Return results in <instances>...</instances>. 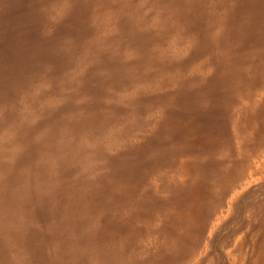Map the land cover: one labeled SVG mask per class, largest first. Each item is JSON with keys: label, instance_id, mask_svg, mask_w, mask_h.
<instances>
[{"label": "rangeland", "instance_id": "rangeland-1", "mask_svg": "<svg viewBox=\"0 0 264 264\" xmlns=\"http://www.w3.org/2000/svg\"><path fill=\"white\" fill-rule=\"evenodd\" d=\"M47 1L0 0V264H264V0Z\"/></svg>", "mask_w": 264, "mask_h": 264}, {"label": "bare ground", "instance_id": "bare-ground-1", "mask_svg": "<svg viewBox=\"0 0 264 264\" xmlns=\"http://www.w3.org/2000/svg\"><path fill=\"white\" fill-rule=\"evenodd\" d=\"M48 1H49V0H48ZM48 1H47V2H48ZM79 1H80V0H79ZM49 2H50V1H49ZM64 2L67 3V1H64ZM21 3H22V2H21ZM33 4H34V2H33ZM62 4H63V3H62ZM77 5H78V4H77ZM259 5H260V4H259ZM33 6H34V5H33ZM59 6H61V4H60ZM145 6H146V5H145ZM1 7H2V5H1ZM63 7H64V5H63ZM7 8H8V6H7ZM52 9H53V8H52ZM62 9H63V8H62ZM75 9H76V8H75ZM80 11H81V10H80ZM83 11H84V10H83ZM184 11H185V10H184ZM54 12H56V11H54ZM54 12H53V14H54ZM84 12H85V11H84ZM182 12H183V11H182ZM33 13H34V12H33ZM49 13H50V12H49ZM76 13H77V12H76ZM81 13H82V12H81ZM87 13H88V12H87ZM55 14H56V13H55ZM55 14H54V15H55ZM73 14H75V13H73ZM85 14H86V13H85ZM199 14H200V13H199ZM49 15H51V14H49ZM49 15H48V17H49V19H50V16H49ZM87 15H88V14H87ZM196 15H197V14H196ZM206 15H207V14H206ZM35 16H36V15H35ZM57 16H58V15H57ZM48 17H46V18H48ZM53 17H54V16L52 15V18H53ZM71 17H72V16H71ZM71 17H70V18H71ZM86 17H87V16H86ZM22 18H23V17H22ZM31 18H32V17H31ZM70 18H69V19H70ZM84 18H85V17H84ZM87 18H88V17H87ZM23 19H24V18H23ZM88 19H89V18H88ZM88 19H87V21H88ZM104 19H105V18H104ZM104 19H103V20H104ZM196 19H197V18H196ZM31 20H32V19H31ZM51 20H53V19H51ZM54 20H56V19H54ZM33 21H34V20H33ZM70 21H71V20H70ZM107 21H108V20H107ZM110 21H112V20H110ZM110 21H108V23H109ZM49 22H50V21H49ZM65 22H66V21H65ZM71 22H72V21H71ZM71 22H70V23H71ZM74 22H75V20H74ZM96 22H97V21H96ZM100 22H102V21H100ZM192 22H193V21H192ZM3 23H4V22H3ZM51 23H52V21H51ZM75 23H76V22H75ZM78 23H79V22H78ZM94 23H95V22H94ZM104 23H105V22H104ZM104 23H103V24H104ZM108 23H106V24H108ZM17 24H18V23H17ZM49 24H50V23H49ZM64 24H65V23H64ZM100 24H101V23H100ZM110 24H112V23H110ZM1 25H2V24H1ZM3 25H4V24H3ZM15 25H16V24H15ZM15 25H14V26H15ZM67 25H68V23H67ZM72 25H74V24H72ZM45 26H46V25H45ZM52 26H53V25H52ZM62 26H63V25H62ZM74 26H75V25H74ZM79 26H80V24H79ZM85 26H86V25H85ZM95 26H96V25H95ZM95 26H94V27H95ZM98 26H100V25L98 24ZM81 27H82V26H81ZM88 27H90V26H88ZM88 27H87V28H88ZM47 28H48V27H47ZM47 28H46V30H47ZM64 28H65V27H64ZM104 28H105V27H104ZM104 28H103V29H104ZM107 28H109V27H107ZM51 29H52V28H51ZM62 29H63V28H62ZM62 29H61V30H62ZM67 29H68V27H67ZM67 29H66V30H67ZM80 29H82V28H80ZM84 29H85V28H84ZM97 29H99V28H97ZM111 29H112V28H111ZM150 29H151V28H150ZM14 30H15V29H14ZM52 30H53V29H52ZM63 30H64V29H63ZM74 30H75V29H74ZM89 30H90V29H89ZM99 30H101V29H99ZM151 30H152V29H151ZM29 31H30V30H29ZM40 31H41V30H40ZM43 31H44V30H43ZM64 31H65V30H64ZM69 31H70V30H69ZM72 31H73V30H72ZM80 31H81V30H80ZM91 31H93V30H91ZM106 31H107V30H106ZM31 32H32V31H31ZM52 32H53V31H52ZM81 32H82V31H81ZM81 32H80V33H81ZM84 32H85V31H84ZM88 32H89V31H88ZM96 32H97V31H96ZM103 32H105V31H103ZM108 32H109V31H107V33H108ZM112 32H113V31H112ZM9 33H10V32H9ZM47 33H48V32H47ZM50 33H51V32H50ZM76 33H77V32H76ZM76 33H75V35H76ZM78 33H79V32H78ZM86 33H87V32H86ZM97 33H98V32H97ZM63 34H64V33H63ZM95 34H96V33H95ZM104 34H105V33H104ZM110 34H111V33H110ZM56 35H57V34H56ZM75 35H74V36H75ZM102 35H103V34H102ZM175 35H176V34H175ZM68 36H69V35H68ZM26 37H27V35H26ZM53 37H54V36H53ZM60 37H61V36H60ZM69 37H71V36H69ZM69 37H68V38H69ZM76 37H78V36H76ZM79 37H80V36H79ZM83 37H85V36H83ZM88 37H89V35H88ZM99 37H100V36H99ZM105 37H107V36H105ZM155 37H156V36H155ZM85 38H86V37H85ZM24 39H25V38H24ZM29 39H30V38H29ZM53 39H54V38H53ZM61 39H62V38H61ZM70 39H71V38H70ZM75 39H76V38H75ZM79 39H80V38H79ZM82 39H83V38H82ZM100 39H101V38H100ZM51 40H52V39H51ZM73 40H74V39H73ZM83 40H84V39H83ZM85 40H86V39H85ZM85 40H84V41H85ZM103 40H104V39H103ZM173 40H174V39H173ZM65 41H67V40H65ZM76 41H77V40H76ZM100 41H101V40H100ZM100 41H98V42L100 43ZM170 41H171V40H170ZM202 41H203V40H202ZM12 42H13V40H12ZM27 42H28V40L26 41V43H27ZM58 42H59V41H58ZM60 42H61V40H60ZM63 42H64V41H63ZM70 42H71V41H70ZM56 43H57V41H56ZM64 43H65V42H64ZM84 43L87 44V42H84ZM123 43H124V42H123ZM152 43H154V42H152ZM19 44H20V43H19ZM52 44H53V43H52ZM58 44H59V43H58ZM68 44H69V43H68ZM80 44H81V43H80ZM97 44H98V43H97ZM121 44H122V43H121ZM202 44H203V43H202ZM257 44H258V43H257ZM26 45H27V44H26ZM46 45H47V44H46ZM56 45H57V44H55V46H56ZM150 45H151V44H150ZM150 45L148 44V46H150ZM169 45H170V44H169ZM245 45H246V44H245ZM245 45H244V46H245ZM8 46H9V45H8ZM8 46H7V47H8ZM27 46H28V45H27ZM48 46H49V45H48ZM59 46H60V44H59ZM62 46L64 47V45H62ZM85 46H86V45H85ZM92 46H93V45H92ZM94 46H95V44H94ZM98 46H99V45H98ZM107 46H109V45H107ZM118 46H119V45H118ZM121 46H122V45H121ZM146 46H147V45H146ZM22 47H24V46H22ZM22 47H21V48H22ZM52 47H53V46H52ZM67 47H68V49H69V45H67ZM71 47H72V46H71ZM76 47H77V46H76ZM87 47H89V46H87ZM103 47H104V45H103ZM122 47H123V46H122ZM143 47H145V46H143ZM228 47H229V46H228ZM245 47H246V46H245ZM21 48H20V49H21ZM38 48H39V47H38ZM55 48L59 49V48H58V45H57V47H55ZM91 48H92V47H91ZM94 48H95V47H94ZM97 48H98V47H97ZM106 48H107V47H106ZM116 48H117V47H116ZM119 48H120V47H119ZM129 48H130V47H129ZM131 48H132V47H131ZM157 48H158V47H157ZM169 48H170V47H169ZM191 48H192V47H191ZM40 49H41V47H40ZM50 49H51V48H50ZM61 49H62V48H61ZM61 49H60V50H61ZM79 49H80V48H79ZM85 49H86V48H85ZM85 49H84V51H85ZM92 49H93V48H92ZM107 49H109V48H107ZM110 49H111V48H110ZM114 49H115V48H114ZM122 49H123V48H122ZM147 49H148V48H147ZM152 49H153V48H152ZM194 49H195V48H194ZM22 50H23V48H22ZM25 50H26V47H25ZM73 50H74V49H73ZM97 50H98V49H97ZM143 50H144V48H143ZM153 50H154V49H153ZM38 51H39V50H38ZM55 51H56V50H55ZM80 51H82V50H80ZM105 51H106V50H105ZM137 51H138V50H137ZM144 51H145V50H144ZM147 51H148V50H147ZM155 51H157V50H155ZM195 51H196V50H195ZM39 52H41V51H39ZM78 52H79V51H78ZM87 52H88V51H87ZM92 52H93V51H92ZM94 52H96V51H94ZM115 52L117 53L116 50H115ZM134 52H135V51H134ZM21 53H22V52H21ZM66 53H67V52H66ZM66 53H65V54H66ZM73 53H74V51H73ZM73 53H72V55H73ZM81 53H82V52H81ZM147 53H148V52H147ZM149 53H150V52H149ZM25 54H26V53H25ZM39 54H40V53H39ZM56 54H57V53H56ZM69 54H71V53H68V55H69ZM84 54H85V53H84ZM90 54H91V53H90ZM103 54H104V53H103ZM122 54H123V53H122ZM129 54H130V53H129ZM134 54H136V52H135ZM139 54H140V53H139ZM142 54H143V52H142ZM144 54H145V53H144ZM52 55H53V54H52ZM80 55H81V54H80ZM96 55H97V53H96ZM124 55H125V54H124ZM126 55H127V53H126ZM147 55H148V54H147ZM157 55H158V54H157ZM232 55H233V54H232ZM40 56H41V54H40ZM77 56H78V55H77ZM77 56H76V58H77ZM129 56H130V55H129ZM152 56H153V55H152ZM153 57H154V56H153ZM155 57H157V56H155ZM155 57H154V58H155ZM159 57H160V56H159ZM42 58H43V57H42ZM72 58H73V57H72ZM102 58H103V57H102ZM147 58H148V57H147ZM233 58H234V57H233ZM257 58H258V57H257ZM70 59H71V58H70ZM129 59H130V58H129ZM145 59H146V56H145ZM151 59H152V58H151ZM42 60H43V59H42ZM130 60H133V59H130ZM27 61H30V60H27ZM67 61H69V60H67ZM75 61H78V60H75ZM75 61H74V62H75ZM139 61H140V60H139ZM157 61H158V60L156 59V63H157ZM11 62H12V61H11ZM21 62H22V61H21ZM99 62H101V61H99ZM151 62H152V60H151ZM153 62H154V61H153ZM161 62H162V61H161ZM156 63H155V64H156ZM163 63H164V62H163ZM172 63H173V62H172ZM0 64H1V63H0ZM148 64H150V63H148ZM158 64H160V63H158ZM16 66H17V65H16ZM146 66H147V65H146ZM149 66H151V65H149ZM162 66H163V65H162ZM65 67H66V66H65ZM83 67H84V66H83ZM168 67H169V65H168ZM171 67H172V64H171ZM171 67H170V69H171ZM173 67H174V63H173ZM81 68H82V67H81ZM161 68H162V67H161ZM161 68H160V69H161ZM60 69H61V68H60ZM88 69H89V68H88ZM157 69H158V68L156 67V70H157ZM91 70H92V69H91ZM158 70H159V69H158ZM173 70H174V68H173ZM175 70H176V69H175ZM4 71H5V70H4ZM6 71H9V70H6ZM136 71H137V70H136ZM145 71H146V70H145ZM149 71H150V70H148V72H149ZM162 71H163V70H162ZM165 71H166V70H165ZM165 71H164V72H165ZM97 72H98V70H97ZM154 72H155V71H154ZM174 72H176V71H174ZM209 72H210V71H209ZM10 73H11V72H10ZM72 73H73V72H72ZM142 73H147V72H142ZM142 73H141V74H142ZM155 73H157V72H155ZM171 73H172V72H171ZM12 74H13V73H12ZM20 74H22V73H20ZM139 74H140V73H139ZM161 74H162V72H161ZM168 74H170V73H167L166 75H168ZM72 75H73V74H72ZM92 75H93V73H92ZM159 75H160V74H159ZM159 75H158V77H159ZM173 75H174V74H173ZM4 76H5V75H4ZM136 76H138V75H136ZM136 76H135V77H136ZM164 76H165V75H164ZM164 76H162L161 78H163ZM5 77H6V76H5ZM5 77H4V78H5ZM94 77H95V75H94ZM169 77H170V76H169ZM26 78H28V77H26ZM68 78H69V77H68ZM88 78H89V77H88ZM144 78H145V77H144ZM161 78H160V79H161ZM176 78H177V77H176ZM85 79H86V78H85ZM136 79H137V77H136ZM160 79H159V81H161ZM163 79H164V78H163ZM163 79H162V80H163ZM165 79H166V78H165ZM34 80H36V78H34ZM47 80H48V79H47ZM86 80H87V79H86ZM86 80H85V81H86ZM88 80H89V79H88ZM90 80H91V79H90ZM141 80L143 81V78H142ZM141 80H140V81H141ZM92 81H93V80H92ZM165 81H166V80H165ZM165 81H164V82H165ZM167 81H168V80H167ZM194 81H195V80H194ZM25 82H26V80H25ZM78 82H79V81H78ZM86 82H87V81H86ZM95 82H96V81H95ZM151 82H152V81H151ZM154 82H156V81H154ZM161 82H163V81H161ZM164 82H163V83H164ZM169 82H170V81H169ZM175 82H176V81H175ZM192 82H193V81H192ZM235 82H236V81H235ZM59 83H60V82H59ZM90 83H91V82H90ZM90 83H89V85H90ZM140 83H141V82H140ZM149 83H150V82H149ZM157 83H159V82H157ZM71 84H72V83H71ZM98 84H99V83L97 82V85L95 84V86H99V85H100V84H99V85H98ZM136 84H137V82H136ZM155 85H156V83H155ZM168 85H169V84H168ZM254 85H255V84H254ZM31 86H32V85H31ZM85 86H87V85H85ZM101 86H102V84H101ZM146 86H147V84H146ZM148 86H149V84H148ZM184 86H185V85H184ZM135 87H139V86H135ZM142 88H143V87H142ZM172 88H175V87H174V84L172 85ZM187 88H188V87H187ZM79 89H80V88H79ZM132 89H133V88H132ZM132 89H131V90H132ZM139 89H140V87H139ZM189 89H190V87H189ZM81 90H82V89H81ZM81 90H80V91H81ZM83 90H84V89H83ZM88 90H89V89H88ZM131 90H130V92H131ZM135 90H136V88H135L133 91L135 92ZM141 90H142V89H141ZM169 90H170V89H169ZM58 91H59V90H58ZM78 91H79V90H78ZM133 91H132V92H133ZM150 91H151V90H150ZM213 91H214V90H213ZM11 92H12V91H11ZM88 92H89V91H88ZM126 92H127V91H126ZM130 92H129V93H130ZM143 92H144V90H143ZM118 93H121V91L118 92ZM118 93H117V96H118ZM150 93H151V92H150ZM220 93H221V92H220ZM91 94H92V93H91ZM122 94H123V93H122ZM124 94H125V92H124ZM204 94H205V93H204ZM212 94H214V93H212ZM218 94H219V93H218ZM218 94H217V95H218ZM62 95H63V94H62ZM82 95H83V94H82ZM82 95H80V97H81ZM129 95H130V94H129ZM164 95H165V94H164ZM168 95H169V94H168ZM192 95H194V94H192ZM200 95H201V93H200ZM86 96H87V95H86ZM172 96H173V95H172ZM183 96H184V93H183ZM211 96H212V95H211ZM221 96H222V95H221ZM82 97H83V96H82ZM87 97H89V96H87ZM123 97H125V96H123ZM164 97H165V96H164ZM167 97H168V96H167ZM167 97H166V98H167ZM192 97H194V96H192ZM213 97H214V95H213ZM1 98H2V97H1ZM110 98H111V97H110ZM118 98H119V97H118ZM121 98H122V97L120 96L119 99L121 100ZM126 98H127V97H126ZM170 98H171V97H170V95H169V99H170ZM203 98H204V97H203ZM220 98H221V97H220ZM222 98H223V97H222ZM231 98H232V97H231ZM231 98H230V99H231ZM84 99H85V97H84ZM90 99H91V98H90ZM90 99H89V100H90ZM122 99H124V98H122ZM128 99H129V98H128ZM154 99L156 100V98H154ZM208 99H211V98L209 97ZM106 100H108V99H106ZM160 100H161V99H160ZM162 100H163V99H162ZM162 100H161V101H162ZM212 100H213V99H212ZM212 100H211V102H212ZM214 100H215V99H214ZM223 100H224V99H223ZM43 101H44V100H43ZM74 101H75V100H74ZM74 101H73V102H74ZM76 101H77V99H76ZM76 101H75V102H76ZM78 101H79V100H78ZM85 101H86V100H85ZM110 101H111V100H109L108 102H110ZM165 101H166V99H165ZM217 101H218V100H217ZM220 101H221V100H220ZM220 101H218V104H220V103H219ZM88 102H89V101H88ZM155 102H156V101H155ZM232 102H233V100H232ZM232 102H231V103H232ZM56 103H57V102H56ZM69 103H70V102H69ZM78 103H79V102H78ZM105 103H106V102H105ZM125 103H126V102H125ZM209 103H210V100H209ZM212 103H214V102H212ZM252 103H253V102H252ZM258 103H259V102H258ZM42 104H43V103H42ZM120 104H121V103H120ZM218 104H215V105H218ZM24 105H25V104H24ZM33 105H34V103H33ZM38 105H39V104H38ZM47 105H48V104H47ZM53 105H54V104H53ZM84 105H85V104H84ZM149 105H150V104H149ZM149 105H148V107H149ZM212 105H213V104H212ZM250 105H251V104H250ZM263 105H264V104H263ZM26 106H29V105H26ZM26 106H25V107H26ZM68 106H69V105H68ZM72 106H73V105H72ZM74 106H75V105H74ZM91 106H92V105H91ZM136 106H137V105H136ZM170 106H171V105H170ZM189 106H190V105H189ZM203 106H205V105H203ZM225 106H228V105H225ZM128 107H129V106H128ZM222 107H223V105H222ZM21 108H22V106H21ZM34 108H35V107H34ZM38 108H39V107H38ZM45 108H46V107H45ZM74 108H75V107H74ZM82 108H83V107H82ZM85 108H86V107H85ZM176 108H177V107H176ZM18 109H19V108H18ZM24 109H26V108L23 107V110H24ZM35 109H36V108H35ZM233 109H234V108H233ZM23 110H22V111H23ZM28 110H30V109H28ZM28 110H26V111L29 112ZM31 110H33V109H31ZM41 110H42V109H41ZM41 110H39V111H41ZM46 110H47V109H46ZM59 110H62V109H59ZM63 110H64V108H63ZM72 110H73V109H72ZM75 110H76V109H75ZM86 110H87V108H86ZM104 110H105V109H104ZM104 110L102 109V111H104ZM156 110H157V109H156ZM33 111H34V110H33ZM48 111H49V110H48ZM48 111H47V112H48ZM70 111H71V110H70ZM99 111H100V110H99ZM150 111H151V110H150ZM153 111H155V110H153ZM9 112H10V111H9ZM27 112H25V113H27ZM37 112H38V110H37ZM77 112H78V111H77ZM130 112H131V111H130ZM224 112H225V111H224ZM232 112H233V111H232ZM25 113H24V114H25ZM29 113H31V112H29ZM63 113H64V112H63ZM89 113H90V112H89ZM96 113H97V112H96ZM110 113H112V112L109 111V115H110ZM148 113H149V112H148ZM34 114H36V113H34ZM34 114H33V115H34ZM54 114H55V113H54ZM83 114H84V113H83ZM128 114H129V112H128ZM3 115H4V114H3ZM6 115H7V114H6ZM26 115H27V114H26ZM43 115H44V114H43ZM72 115H73V114H72ZM228 115H231V114L229 113ZM248 115H249V114H248ZM91 116H92V114H91ZM34 117H35V115H34ZM83 117H84V116H83ZM83 117H82V118H83ZM88 117H90V116L88 115ZM94 117H95V116H94ZM105 117H107V116L105 115ZM224 117H227V116H224ZM31 118H32V117H31ZM31 118H30V119H31ZM76 118H77V117H76ZM79 118H80V117H79ZM85 118H87V117H85ZM85 118H84V119H85ZM98 118H99V117H98ZM103 118H104V117H103ZM144 118L146 119V117H144ZM201 118H202V116H201ZM201 118H200V120H201ZM23 119H24V118H23ZM32 119H35V118H32ZM51 119H52V118H51ZM62 119H63V118H62ZM87 119H88V118H87ZM93 119H95V118H93ZM101 119H102V118H101ZM9 120H11V119H9ZM9 120H8V121H9ZM216 120H217V119H216ZM224 120H225V119H224ZM226 120H227V118H226ZM260 120H261V119H260ZM24 121H25V120H24ZM46 121H47V120H46ZM48 121H49V120H48ZM78 121H79V120H78ZM0 122H1V120H0ZM2 122H3V121H2ZM2 122H1V123H2ZM44 122H45V121H44ZM44 122H43V123H44ZM56 122H57V121H56ZM56 122H55V123H56ZM80 122H81V121H80ZM92 122H93V121H92ZM263 122H264V121H263ZM35 123H36V122H35ZM35 123H34V124H35ZM69 123H70V122H69ZM87 123H88V122H87ZM89 123H91V122H89ZM111 123H112V121H111ZM111 123H110V124H111ZM194 123H195V122H194ZM194 123L192 122V124H194ZM211 123H212V121H211ZM211 123H210V124H211ZM38 124H39V122H38ZM53 124H54V123H53ZM67 124H68V123H67ZM72 124H73V123H72ZM162 124H163V123H162ZM224 124H225V123H224ZM227 124H228V123H227ZM227 124H226L225 127H227ZM232 124H233V123H232ZM57 125H58V124H57ZM187 125H188V124H187ZM197 125H198V124H197ZM258 125H260V124H258ZM30 126H31V125H30ZM38 126H39V125H38ZM43 126H44V125H43ZM66 126H67V125H66ZM73 126H74V125H73ZM87 126H89V124H88ZM90 126H91V125H90ZM109 126H110V125H109ZM191 126H192V125H191ZM198 126H199V125H198ZM95 127H96V126H95ZM98 127H99V126H98ZM149 127H150V126H149ZM149 127H148V128H149ZM233 127H234V126H233ZM61 128H62V127H61ZM64 128H65V127H64ZM70 128H71V127H70ZM184 128H185V127H184ZM236 128H237V127H236ZM255 128H256V127H255ZM255 128H254V129H255ZM40 129H41V128H39V130H40ZM105 129H106V127H105ZM105 129H104V130H105ZM108 129H109V128H108ZM229 129H230V128H229ZM64 130H65V129H64ZM121 130H123V129H121ZM226 130H227V129H226ZM226 130H225V131H226ZM251 130H252V129H251ZM65 131H66V130H65ZM68 131H69V129H68ZM98 131H99V130H98ZM110 131H111V130H109V132H110ZM228 131H229V130H228ZM84 132H85V131H84ZM84 132H83V133H84ZM112 132H113V130H112ZM191 132H192V131H191ZM221 132H222V131H221ZM226 132H227V131H226ZM51 133H52V132H51ZM85 133H86V132H85ZM95 133H96V132H95ZM107 133H108V132H107ZM228 133H229V132H228ZM233 133H234V132H233ZM193 134H194V133H193ZM214 134H215V133H214ZM229 134H230V133H229ZM41 135H42V134H41ZM73 135H74V134H73ZM94 135H96V134H94ZM106 135H107V134H106ZM221 135H222V134H221ZM79 136L82 137V135H79ZM104 136H105V135H104ZM164 136H165V135H164ZM228 136H229V135H228ZM253 136H254V133H253V130H252V133H250L249 136H245V137L242 138L241 142L239 141V142L242 144V148H243V150H244V152H245V154H246V156H247L248 158H250L252 155L255 154V152L258 150V148H259L260 145L262 144V141L264 140V137H262V138H259V139H260V142H259V141L251 142V141H250L251 143H249V140H250ZM41 137H42V136H41ZM68 137H69V135H68L66 138H68ZM102 137H103V136H102ZM102 137H101V138H102ZM105 137H107V136H105ZM113 137H114V136H113ZM127 137H128V136H127ZM18 138H19V136H18ZM39 138H40V136H39ZM69 138H70V137H69ZM128 138H130V137H128ZM191 138L193 139V138H195V137H192V136H191ZM223 138H224V137H223ZM31 139H32V138H31ZM43 139H44V138H43ZM83 139H84V136H83ZM106 139H107V138H106ZM121 139H122V138H121ZM216 139H218V138H216ZM236 139H237V138H236ZM66 140H67V139H66ZM69 140H71V139H69ZM74 140H75V139H74ZM107 140H108V139H107ZM107 140H106V141H107ZM129 140H130V139H129ZM201 140H202V139H201ZM251 140H252V139H251ZM21 141H22V140H21ZM76 141H77V140H76ZM85 141H87V140H85ZM95 141H96V140H95ZM115 141H116V140H115ZM194 141H195V140H194ZM211 141H212V140H211ZM237 141H238V140H237ZM33 142H34V141H33ZM35 142H36V141H35ZM68 142H69V141H68ZM107 142H108V141H107ZM192 142H193V141H192ZM234 142H235V141H234ZM27 143H28V142H27ZM65 143H66V141H65ZM65 143H64V144H65ZM74 143H75V141H74ZM76 143H77V142H76ZM105 143H106V142H105ZM109 143H110V142H109ZM23 144H26V143L23 142ZM70 144H71V143H70ZM97 144H99V143H97ZM103 144H104V143H103ZM185 144H186V142H185ZM30 145H32V144H30ZM39 145H40V144H39ZM175 145H176V144H175ZM187 145H188V144H187ZM221 145H222V144H221ZM243 145H245V146H243ZM23 146H24V145H23ZM25 146H26V145H25ZM37 146H38V145H37ZM67 146H69V145H67ZM108 146H109V145H108ZM181 146H182V145H181ZM181 146H180V147H181ZM30 147H31V146H30ZM39 147H40V146H39ZM113 147H114V146H113ZM138 147H139V145H138ZM185 147H187V146H185ZM41 148H42V146H41ZM218 148H219V147H218ZM118 149H119V148H118ZM179 149H180V148H179ZM10 150H11V149H10ZM30 150H31V149H30ZM106 150H107V149H106ZM112 150H113V149H112ZM183 150H184V152L187 151V149H183ZM185 150H186V151H185ZM11 151H12V150H11ZM23 151H24V149H23ZM40 151H41V150H40ZM50 151H51V150H50ZM94 151H95V150H94ZM100 151H101V150H100ZM179 151H181V150H179ZM16 152H17V151H16ZM16 152H15V153H16ZM43 152H44V151H43ZM126 152H127V150H126ZM147 152H148V151H147ZM182 152H183V151H182ZM218 152H219V151H218ZM41 153H42V152H41ZM109 153H110V151H109ZM124 153H125V152H124ZM124 153H123V154H124ZM142 153H143V152H142ZM23 154H24V153H23ZM97 154H98V153H97ZM105 154H106V153H105ZM140 154H141V153H140ZM243 154H244V153H243ZM14 155H15V154H14ZM26 155H27V154H26ZM45 155H46V154H45ZM49 155H50V154H49ZM52 155H53V154H52ZM54 155H55V154H54ZM95 155H96V154H95ZM98 155H99V154H98ZM98 155H97V156H98ZM130 155H132V154H130ZM179 155H181V154H179ZM106 156H107V155H106ZM110 156H111V155H110ZM140 156H141V155H140ZM147 156H148V154H147ZM261 156H262V157H261V160L258 162V164H254V165H253V164H249V166H248L247 168H243L242 166H238V167L236 168V170L234 171V173H233V174H234V175H233V178H236L237 174L240 173L241 171H245V172H247V173H249V174H254V173H258V174L261 173V174H262V173H264V149H263V151H262ZM42 157H43V156H42ZM95 157H96V156H95ZM99 157H100V156H99ZM101 157H102V156H101ZM101 157H100V158H101ZM111 157H112V156H111ZM114 157H115V156H114ZM132 157H133V156H132ZM148 157H149V156H148ZM162 157H163V156H162ZM189 157H190V156H189ZM238 157H239V156H238ZM52 158H53V157H52ZM55 158H56V157H54V159H55ZM143 158H146V157H143ZM168 158H169V157H168ZM234 158H235V157H234ZM36 159H37V158H36ZM54 159H53V160H54ZM56 159H57V158H56ZM40 160H41V159H40ZM63 160H64V159H63ZM107 160H108V158H107ZM130 160H131V159H130ZM143 160H144V159H143ZM250 160H251V159H250ZM17 161H18V160H17ZM26 161H27V160H26ZM35 161H37V160H35ZM55 161H56V160H55ZM99 161H101V160H99ZM108 161H109V160H108ZM110 161H111V160H110ZM110 161H109V162H110ZM173 161H174V160H173ZM201 161H202V160H201ZM21 162H22V161H21ZM86 162H87V161H86ZM101 162H102V161H101ZM105 162H107V161H105ZM131 162H133V161H131ZM145 162H146V161H145ZM168 162H169V161H168ZM30 163H32V162H30ZM93 163H94V162H93ZM99 163H100V162H99ZM103 163H104V162H103ZM153 163H154V162H153ZM173 163H174V162H173ZM36 164H37V163H36ZM65 164H66V163H65ZM65 164H62V165L64 166ZM97 164H98V163H97ZM101 164H102V163H101ZM110 164H111V163H110ZM117 164H118V163H117ZM132 164H133V163H132ZM134 164H135V163H134ZM154 164H155V163H154ZM189 164H190V163H189ZM224 164H225V163H224ZM18 165H19V164H18ZM20 165H23V164H20ZM24 165H26V164H24ZM40 165H41V164H40ZM40 165H39V166H40ZM42 165H43V164H42ZM66 165H67V164H66ZM83 165H84V164H83ZM87 165H88V164H87ZM126 165H127V164H126ZM126 165H125V166H126ZM157 165H158V164H157ZM166 165H167V163H166ZM177 165H178V164H177ZM181 165H182V164H181ZM68 166H69V164H68ZM136 166H137V164L135 165V167H136ZM13 167H14V165H13ZM66 167H67V166H66ZM120 167H121V166H120ZM133 167H134V166H133ZM147 167H148V166H147ZM166 167H167V166H166ZM179 167H180V166H179ZM193 167H194V166H193ZM21 168H22V167H21ZM31 168H32V166H31ZM109 168H110V167H109ZM122 168H123V166H122ZM161 168H162V167H161ZM177 168H178V167H177ZM202 168H203V166H202ZM202 168L200 167V169H202ZM63 169H64V168H63ZM67 169H69V168H67ZM72 169H73V167H72ZM105 169H106V168H105ZM105 169H104V171H105ZM209 169H210V168H209ZM220 169H221V168H220ZM14 170H15V169H14ZM30 170H31V169H30ZM37 170H38V169H37ZM106 170H107V169H106ZM156 170H157V169H156ZM180 170H181V169H180ZM27 171H28V170H27ZM70 171H71V170H70ZM70 171L68 172V175H69ZM73 171H74V170H73ZM75 171H76V170H75ZM101 171H102V170H101ZM109 171H110V170H109ZM132 171H133V170H132ZM158 171H159V170H158ZM181 171H183V170H181ZM208 171H209V170H208ZM4 172H5V171H4ZM16 172H17V171H16ZM21 172H22V171H21ZM154 172H155V171H154ZM194 172H195V171H194ZM5 173H7V172H5ZM17 173H18V172H17ZM65 173H66V172H65ZM163 173H164V172H163ZM169 173H170V172H169ZM192 173H193V172H192ZM207 173H208V172H207ZM9 174H10V173H9ZM200 174H201V173H200ZM2 175H3V173H2ZM13 175H15V174H13ZM74 175H75V174H74ZM77 175H78V174H77ZM91 175H92V174H91ZM93 175H95V174H93ZM98 175H99V174L97 173V176H98ZM131 175H132V174H131ZM157 175H158V174H157ZM159 175H162V173L159 174ZM192 175H194V174H192ZM198 175H199V174H198ZM4 176H5V175H4ZM165 176H166V175H165ZM165 176H164V177H165ZM170 176H172V174H171ZM199 176H200V175H199ZM34 177H35V176H34ZM91 177H92V176H91ZM94 177H95V176H94ZM152 177H155V176H152ZM203 177H204V176H203ZM205 177H206V176H205ZM210 177H211V176H210ZM11 178H12V177H11ZM23 178H24V177H23ZM30 178H31V177H30ZM100 178H101V176H100ZM156 178H157V176H156ZM171 178H172V177H171ZM16 179H17V178H16ZM64 179H65V178H64ZM93 179H94V178H93ZM147 179H148V178H147ZM200 179H201V178H200ZM10 180H11V179H10ZM14 180H15V179H14ZM19 180H20V179H19ZM32 180H33V179H32ZM66 180H68V179H66ZM124 180H125V179H124ZM206 180H207V179H206ZM12 181H13V180H12ZM17 181H18V180H17ZM29 181H30V180H29ZM55 181H56V180H55ZM69 181H70V180H69ZM141 181H142V179H141ZM163 181H164V180H163ZM169 181H170V180H169ZM10 182H11V181H10ZM47 182H48V181H47ZM62 182H63V181H62ZM76 182H77V181H76ZM85 182H86V181H85ZM0 183H1V182H0ZM2 183H4V182L2 181ZM8 183H9V182H8ZM13 183H14V182H13ZM26 183H27V182H25V184H26ZM41 183H42V182H41ZM45 183H46V182H45ZM71 183H72V182H71ZM87 183H88V182H87ZM122 183H123V182H122ZM141 183H142V182H141ZM171 183H172V182H171ZM9 184H10V183H9ZM29 184H30V183H29ZM39 184H40V182H39ZM49 184H50V183H49ZM73 184H74V182H73ZM83 184H84V183H83ZM120 184H121V182H120ZM147 184H148V182H147ZM50 185H51V184H50ZM50 185H49V186H50ZM117 185H118V184H117ZM125 185H126V184H125ZM148 185H149V184H148ZM263 185H264V184H263ZM2 186H4V185H2ZM2 186H0V187H2ZM35 186H37V185H35ZM53 186H54V185H53ZM57 186H58V185H57ZM94 186H95V185H94ZM105 186H106V185H105ZM137 186H138V185H137ZM141 186H142V185H141ZM186 186H187V185H186ZM192 186H193V185H192ZM6 187H7V186H6ZM10 187H11V186H10ZM12 187H13V186H12ZM12 187H11V188H12ZM30 187H32V185H31ZM85 187H86V184H85ZM96 187H97V185H96ZM149 187H150V185H149ZM170 187H171V186H170ZM182 187H183L182 185L179 186V188H182ZM2 188H3V187H2ZM72 188H73V187H72ZM72 188H71V189H72ZM77 188H78V187H77ZM126 188H127V187H126ZM146 188H147V187H146ZM153 188H154V187H153ZM189 188H190V187H189ZM218 188H219V187H218ZM3 189H4V188H3ZM12 189H14V188H12ZM39 189H40V188H39ZM58 189H59V186H58ZM95 189H97V188H95ZM190 189H191V188H190ZM31 190H32V189H31ZM35 190H36V189H35ZM127 190H128V189H127ZM133 190H134V189H133ZM139 190H140V189H139ZM155 190H156V189H155ZM158 190H159V187H158ZM158 190H157V191H158ZM9 191H10V190H9ZM9 191H8V193H9ZM39 191H40V190H39ZM128 191H129V190H128ZM131 191H132V190H131ZM0 192H1V191H0ZM2 192H4V191H2ZM30 192H31V191H30ZM56 192H57V191H56ZM58 192H59V191H58ZM110 192H111V191H110ZM182 192H183V191H182ZM185 192H186V191H185ZM10 193H11V192H10ZM66 193H67V192H66ZM111 193H112V192H111ZM128 193H129V192H128ZM140 193H141V192H140ZM186 193H187V192H186ZM201 193H202V192H201ZM15 194H16V193H15ZM35 194H36V193H35ZM38 194H39V193H38ZM43 194H44V193H43ZM181 194H182V193H181ZM6 195H7V193H6ZM39 195H40V194H39ZM235 195H236V193H235ZM31 196H32V195H31ZM41 196H42V195H40V197H41ZM66 196H67V195H66ZM66 196H65V197H66ZM88 196H89V195H88ZM104 196H105V195H104ZM107 196H108V195H107ZM9 197H10V196H9ZM13 197H14V196H13ZM28 197H29V196H28ZM32 197H33V196H32ZM32 197H31V198H32ZM35 197H36V196H35ZM97 197H98V196H97ZM105 197H106V196H105ZM119 197H120V196H119ZM38 198H39V197H38ZM41 198H42V197H41ZM61 198H62V197H61ZM63 198H64V197H63ZM88 198H89V197H88ZM177 198H178V197H177ZM212 198H213V196H212ZM221 198H223V197H221ZM7 199H8V198H7ZM7 199H6V200H7ZM39 199H40V198H39ZM39 199H38V200H39ZM141 199H142V197H141ZM12 200H13V198H12ZM75 200H77V199H75ZM102 200H104V199H102ZM179 200H180V199H179ZM230 200H231V199H230ZM39 201H40V200H39ZM60 201H61V200H60ZM63 201H64V199H63ZM80 201H81V200H80ZM138 201H139V200H138ZM180 201H181V200H180ZM0 202H1V200H0ZM11 202H12V201H11ZM23 202H24V201H23ZM23 202H22V203H23ZM27 202H28V201H27ZM30 202H31V201H30ZM30 202H29V203H30ZM101 202H102V201H101ZM36 203H37V202H36ZM62 203H63V202H62ZM62 203H61V204H62ZM85 203H86V202H85ZM103 203H104V202H103ZM136 203H137V202H136ZM247 203H248V202H247ZM2 204H3V203H2ZM89 204H90V203H89ZM101 204H102V203H101ZM133 204H134V203H133ZM87 205H88V204H87ZM138 205H139V204H138ZM157 205H158V204H157ZM77 206H78V204H77ZM79 206H80V205H79ZM144 206H146V205H144ZM85 207H86V205L84 206V208H85ZM88 207H89V206H88ZM31 208H32V207H31ZM74 208H75V207H74ZM77 208H78V207H77ZM131 208L133 209V205H132V207H131V205H130V209H131ZM29 209H30V208H29ZM39 209H40V208H39ZM82 209H83V208H82ZM82 209L80 210V213L82 212ZM132 209H131V210H132ZM141 209H142V207H141ZM43 210H44V209H43ZM76 210H77V209H76ZM87 210H88V209H87ZM136 210H137V209H136ZM25 211H26V210H25ZM33 211H34V210H33ZM132 211H133V210H132ZM227 211H228V210H227ZM235 211H236V210H235ZM38 212H39V211H38ZM38 212H36V213H38ZM97 212H98V211H97ZM175 212H179V207H176V208H175ZM181 212H182V211H181ZM261 212H262V211H261ZM9 213H11V212H9ZM39 213H40V212H39ZM39 213H38V215H39ZM258 213H259V212H258ZM25 214H26V213H25ZM41 214H42V213H41ZM81 214H82V213H81ZM35 215H36V214H35ZM85 215H86V214H85ZM26 216H27V215H26ZM41 216H42V215H41ZM80 216H81V215H80ZM225 216H226V215H225ZM255 216H256V215H255ZM20 217H21V219H22L23 216H20ZM28 217H29V216H28ZM34 217H35V216H34ZM96 217H97V216H96ZM175 217L178 218L179 216H174V217H172V219H175ZM117 218H118V217H117ZM135 218H136V217H135ZM191 218H192V216H191V214L189 213V214L186 215L185 220H187V221H191ZM17 219H18V218H17ZM37 219H38V218H37ZM86 219H87V218H86ZM124 219H126V218H124ZM137 219H138V217H137ZM159 219H160V218H159ZM82 220H84V219H82ZM91 220H92V219H91ZM127 220H128V219H127ZM148 220H149V219H148ZM26 221H27V220H26ZM78 221H79V219H78ZM85 221H86V220H85ZM92 221H93V220H92ZM115 221H116V220H115ZM137 221H138V220H137ZM142 221H143V220H142ZM151 221H152V219H151ZM160 221H161V220H160ZM198 221H199V220H198ZM27 222H28V221H27ZM134 222H135V221H134ZM152 222H153V221H152ZM165 222H167V219H166V218H165L164 223H165ZM195 222H196V221H195ZM36 223H37V222H36ZM66 223H67V222H66ZM110 223H114V222H113V221H112V222L110 221ZM118 223H119V222H118ZM135 223H136V222H135ZM155 223H156V222H155ZM155 223H154V224H155ZM168 223H169V225H170L171 227H173V226L175 225V221H172L171 218L168 219ZM206 223H207V222H206ZM218 223H219V222H218ZM85 224H86V223H85ZM93 224H94V223H93ZM194 224H195V223H194ZM88 225H89V224H87V226H88ZM112 225H113V224H112ZM204 225H205V224H204ZM9 226H10V225H9ZM16 226H18V225H16ZM24 226H25V225H24ZM32 226H33V224H32ZM94 226H95V225H94ZM115 226H116V225H114V227H115ZM140 226H141V225H140ZM148 227H149V225H148ZM164 227H165V226H164ZM176 227H177V226H176ZM242 227H243V226H242ZM26 228L28 229L29 227H26ZM86 228H87V227H86ZM90 228H91V226H90ZM93 228H94V227H93ZM149 228H150V227H149ZM165 228H166V227H165ZM179 228H180V227H179ZM29 229H30V228H29ZM112 229H113V228H112ZM160 229H161V228H160ZM162 229H163V228H162ZM172 229H174V228H172ZM30 230H31V229H30ZM90 230H91V229H90ZM93 230H94V229H93ZM123 230H124V229H123ZM133 230H134V229H133ZM138 230H139V229H138ZM242 230H244V229H242ZM246 230H247V229H246ZM33 231H34V230H33ZM80 231H81V230H80ZM82 231H83V230H82ZM91 231H92V230H91ZM91 231H90V232H91ZM94 231H95V230H94ZM120 231H121V229H120ZM165 231H166V233H167V232H169L170 230L165 229ZM165 231H164V232H165ZM187 231H188V230H187ZM189 231H190V230H189ZM34 232H35V231H34ZM95 232H96V231H95ZM130 232H131V231H130ZM150 232H151V231H150ZM156 232H157V231H156ZM171 232H172V231H171ZM182 232H183L182 230L179 231V230L177 229V231H174V232H172V233H174V234L177 235L176 238H181V236H182ZM31 233H33V232H31ZM42 233H43V232H41V235L44 236V234H42ZM88 233H89V232H88ZM133 233H134V232H133ZM33 234H34V233H33ZM50 234H52V233L50 232ZM109 234H111V233H109ZM211 234H212V232H211ZM251 234H252V233H251ZM41 235H40V236H41ZM111 235H112V234H111ZM111 235H110V236H111ZM119 235H120V234H119ZM148 235H149V234H148ZM148 235H147V236H148ZM32 236L34 237V235H32ZM51 236H52V235H51ZM95 236H96V235H95ZM95 236H94V239H95ZM150 236H151V235H150ZM263 236H264V234H263ZM28 237H29V239H30V236H28ZM76 237H77V236H76ZM76 237H75V238H76ZM108 237H109V235H108ZM140 237H141V236H140ZM142 237H143V236H142ZM244 237H246V236H244ZM18 238H19V237H18ZM44 238H45V237H44ZM49 238H50V237H49ZM91 238H93V237H91ZM96 238H97V237H96ZM131 238H132V237H131ZM260 238H261V237H260ZM42 239H43V238H42ZM42 239H41V240H42ZM104 239H105V238H104ZM104 239H103V240H104ZM141 239H142V238H141ZM34 240H35V239H34ZM82 240H84V239H82ZM88 240H89V239H88ZM47 241H49V240H47ZM90 241H91V240H90ZM97 241H98V240H97ZM99 241H100V240H99ZM36 242H37V241H36ZM39 242H40V241H39ZM39 242H37L38 245H39ZM41 242H43V240H42ZM45 242H46V240H45ZM86 242H87V241H86ZM104 242H105V241H104ZM107 242L109 243L110 241H107ZM111 242H112V241H111ZM258 242H259V240H258ZM243 243H244V242H243ZM243 243H242V244H243ZM251 243H252V242H251ZM94 244H96V243H94ZM102 244H103V243H102ZM113 244H114V243H113ZM242 244H241V246H242ZM262 244L264 245V242H263ZM34 245H35V244H34ZM36 245H37V244H36ZM42 245H43V244H42ZM89 245H90V244H89ZM91 245H92V243H91ZM39 247H40V246H39ZM87 247H88V246H87ZM115 247H116V246H115ZM42 248H43V247H42ZM78 248L80 249L81 246L78 247ZM109 248H110V247H109ZM89 249H90V247H89ZM169 249H170V248H169ZM251 250H252V249H251ZM90 251H91V250H90ZM96 251H97V250H96ZM101 251H102V250H101ZM82 252H83V250H82ZM54 253H56V252H53V254H54ZM106 253H107V250H106ZM106 253H105V254H106ZM254 253H255V252H254ZM57 254H58V253H57ZM35 255H36V253H35ZM35 255H34V256H35ZM54 255H55V254H54ZM85 255H86V254H85ZM257 255H258V253H257ZM259 255H260V253H259ZM0 256H1V255H0ZM5 256H7V255H5ZM29 256H30V255H29ZM263 256H264V254H263ZM1 257H2V256H1ZM7 257H8V256H7ZM25 257H26V256H25ZM27 257H28V256H27ZM27 257H26V258H27ZM32 257H33V256H32ZM59 257H60V256H59ZM67 257H68V256H67ZM29 258H30V257H29ZM38 258H39V257H38ZM43 258H44V257H43ZM49 258H50V257H49ZM64 258H65V257H64ZM64 258H63V259H64ZM96 258H98V257H96ZM99 258H100V257H99ZM27 259H28V258H27ZM58 259H59V258H58ZM61 259H62V258H61ZM253 259H254V258H253ZM2 260H3V259H2ZM74 260H76V259H74ZM80 260H81V259H80ZM20 261H21V259H20ZM57 261H58V260H57ZM66 261H67V260H66ZM83 261H84V260H83ZM256 261H257V260H256ZM36 262H37V260H36ZM45 262H46V261H45ZM50 262H51V261H50ZM53 262H55V261H53ZM60 262H61V261H60ZM73 262H74V261H73ZM73 262H72V263H73ZM252 262H253V261H252ZM1 263H2V261H1ZM19 263H20V262H19ZM62 263H63V262H62ZM67 263H68V262H67ZM86 263H88V262H86ZM178 263H179V262H178ZM178 263H177V264H178ZM2 264H3V263H2ZM37 264H38V262H37ZM46 264H47V263H46ZM51 264H52V263H51ZM54 264H55V263H54ZM56 264H57V263H56ZM63 264H64V263H63ZM84 264H85V263H84ZM88 264H89V263H88ZM179 264H180V263H179Z\"/></svg>", "mask_w": 264, "mask_h": 264}]
</instances>
